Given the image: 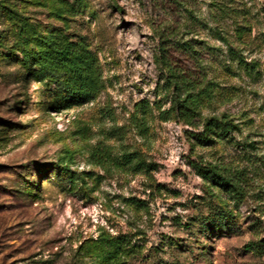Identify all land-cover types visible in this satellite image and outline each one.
Returning a JSON list of instances; mask_svg holds the SVG:
<instances>
[{
  "label": "rangeland",
  "instance_id": "rangeland-1",
  "mask_svg": "<svg viewBox=\"0 0 264 264\" xmlns=\"http://www.w3.org/2000/svg\"><path fill=\"white\" fill-rule=\"evenodd\" d=\"M41 1L22 3L27 16L86 38L103 86L67 107L20 55L0 60V264H82L80 247L105 236L136 245L129 264H264V0H66L67 22ZM15 30L0 17V36ZM164 63L211 83L201 122L225 115L236 129L202 143L203 123L167 115ZM197 161L242 174L245 200Z\"/></svg>",
  "mask_w": 264,
  "mask_h": 264
},
{
  "label": "trees",
  "instance_id": "trees-1",
  "mask_svg": "<svg viewBox=\"0 0 264 264\" xmlns=\"http://www.w3.org/2000/svg\"><path fill=\"white\" fill-rule=\"evenodd\" d=\"M57 1L60 5L57 11L52 13L56 18L67 22L75 14V7L66 0ZM22 3L48 7L41 0H21V3L0 0V17L10 21L16 29L12 34L0 36V49H6L8 52L0 53V60L11 61L13 55H20L21 58L16 63L27 70V76L48 79L51 85L54 84V92L61 98V104L67 107L93 102L102 89L103 75L99 60L90 49L86 38L78 36L75 39V36L61 30L45 31L40 24L27 16V6ZM163 43L161 41L162 55L166 52ZM184 47H189V43L184 44ZM231 52L235 54L232 49ZM161 59L164 60V57ZM13 61H16L15 58ZM237 61L244 63L241 58ZM164 64L168 70L166 87L172 96L171 108L166 112L167 115L193 129L203 123L204 131L197 134L202 143L213 136L220 137L236 129L225 115L221 118H205L201 122V108L204 99L210 97L211 83L201 89L192 76L177 71L169 63ZM59 74L64 75L65 79L61 80ZM192 165L198 176L215 188L222 189L233 200L238 203L245 200L246 192L240 178L242 174L204 161L193 162ZM145 166V163H141L139 169ZM216 212L214 221L224 223L226 227L227 216ZM135 247L126 236H105L96 242L82 245L78 254L82 264L86 260L89 261L88 264H129L135 256ZM256 247L257 245L254 249H257Z\"/></svg>",
  "mask_w": 264,
  "mask_h": 264
}]
</instances>
